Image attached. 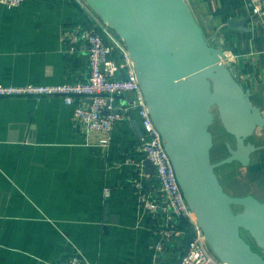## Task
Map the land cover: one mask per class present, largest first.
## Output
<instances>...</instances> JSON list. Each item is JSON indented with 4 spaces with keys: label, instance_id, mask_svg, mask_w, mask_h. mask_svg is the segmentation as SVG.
Masks as SVG:
<instances>
[{
    "label": "crops",
    "instance_id": "crops-1",
    "mask_svg": "<svg viewBox=\"0 0 264 264\" xmlns=\"http://www.w3.org/2000/svg\"><path fill=\"white\" fill-rule=\"evenodd\" d=\"M188 2L208 40L225 51L264 111V15H253L248 0ZM82 12L78 0L0 3V83L85 81L87 46L79 43L72 52L66 33L83 19ZM232 19L244 23L231 27ZM88 103L82 95L75 104L59 95L0 96V264H66L73 244L95 264L175 263L171 246L155 256V215L139 204L130 186L135 162L145 160L137 143L138 121H117L109 145H100V133L74 117L75 105ZM253 134L261 147L251 153L250 163L231 162L236 172L241 168L239 182L230 171L222 175L231 194L264 201V126ZM228 135L225 129L220 133L221 139ZM226 142L214 161L229 154Z\"/></svg>",
    "mask_w": 264,
    "mask_h": 264
},
{
    "label": "water",
    "instance_id": "water-1",
    "mask_svg": "<svg viewBox=\"0 0 264 264\" xmlns=\"http://www.w3.org/2000/svg\"><path fill=\"white\" fill-rule=\"evenodd\" d=\"M85 1L123 39L186 202L212 251L228 264H264V201L227 192L216 172L233 161L248 165L261 147L249 138L264 126V111L233 72L225 51L208 40L188 0ZM243 20L229 24L240 27ZM119 99L126 101L123 94ZM214 108L234 137L227 143L229 154L216 161L211 157ZM144 165L155 174L148 158ZM234 205L242 209L234 211Z\"/></svg>",
    "mask_w": 264,
    "mask_h": 264
},
{
    "label": "built area",
    "instance_id": "built-area-1",
    "mask_svg": "<svg viewBox=\"0 0 264 264\" xmlns=\"http://www.w3.org/2000/svg\"><path fill=\"white\" fill-rule=\"evenodd\" d=\"M26 0H0L13 7ZM83 7V19L67 29L72 42L70 50H77L79 43L88 49L89 75L82 82L57 84H2L0 96H43L59 95L65 103L75 104L77 95L90 99L88 104H76L74 117L88 131L100 133L99 144L107 146L117 123L127 119L138 121L137 143L144 156L155 166L154 175L149 174L144 161L137 165L130 186L136 193L139 204L155 215L154 225L159 236L154 247L155 256L166 251L183 231L177 227L178 220L187 219L192 225L193 236L186 251L179 255L174 264H228L221 260L210 248L204 232L197 223L196 216L186 202L178 182L173 162L165 148L164 139L155 125L144 98L132 57L125 43L109 25L88 5L78 0ZM253 15H264V0H248ZM70 31V32H69ZM118 53V55L116 54ZM125 74L126 78H119ZM125 96V103L119 95ZM110 188L104 191L108 200ZM66 264H95L87 260L83 251L73 244L67 254Z\"/></svg>",
    "mask_w": 264,
    "mask_h": 264
},
{
    "label": "rangeland",
    "instance_id": "rangeland-1",
    "mask_svg": "<svg viewBox=\"0 0 264 264\" xmlns=\"http://www.w3.org/2000/svg\"><path fill=\"white\" fill-rule=\"evenodd\" d=\"M214 110H215V120H214V122H213V124L211 125V130H212V133L214 134L215 133V131H216V134L217 135H213V138H214V144H213V148L211 149V157H212V159H214V158H217V152H218V149H219V147L221 146V144H223V143H225V141H227L226 142V144L228 143V142H230V143H234V137L233 136H230V135H228L227 137H228V139H224V138H222L221 139V137H220V133H222V130L224 129V128H222L223 126H222V123H221V121H220V118H219V116H218V112H217V110L214 108ZM214 131V132H213ZM254 135V134H253ZM253 135H251V137H250V139H252V141H257V139L255 138V136H253ZM220 145V146H219ZM224 146H225V144H223ZM228 149V148H227ZM228 151V150H227ZM233 165H235V164H231V163H227V164H225L224 166H220V167H218V169H216V172H220V176H218L219 177V180H220V182L222 183V185H223V187H224V189L227 191V192H229L230 193V190H233V188L230 186V185H227V179L225 180V177H223V175H222V171L223 170H226V171H230V177H231V179H233V182L235 183V182H239V178L241 179V177H242V173H241V168H239L238 170L239 171H235V170H233L232 168V166ZM217 173V174H218ZM235 179V180H234ZM232 193V192H231ZM233 209H234V211H239V210H241L242 209V206H238V205H234L233 206ZM242 235L247 239V240H249L250 242H252V244H253V246L255 247V248H258L257 247V245L255 244V242H254V240L252 239V237L250 236V234L247 232V231H245V230H242ZM264 252V251H263Z\"/></svg>",
    "mask_w": 264,
    "mask_h": 264
},
{
    "label": "trees",
    "instance_id": "trees-1",
    "mask_svg": "<svg viewBox=\"0 0 264 264\" xmlns=\"http://www.w3.org/2000/svg\"><path fill=\"white\" fill-rule=\"evenodd\" d=\"M116 54L118 55V53ZM177 227L184 232V234L180 237V244L179 242H176L172 244L173 247L171 245V248H174L173 254L174 256H177L178 259L179 255L183 254L186 251V248L190 240L192 239L193 232L191 223L184 218L178 220Z\"/></svg>",
    "mask_w": 264,
    "mask_h": 264
},
{
    "label": "bare ground",
    "instance_id": "bare-ground-1",
    "mask_svg": "<svg viewBox=\"0 0 264 264\" xmlns=\"http://www.w3.org/2000/svg\"><path fill=\"white\" fill-rule=\"evenodd\" d=\"M228 60V59H227ZM229 61V60H228Z\"/></svg>",
    "mask_w": 264,
    "mask_h": 264
}]
</instances>
